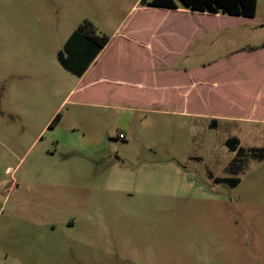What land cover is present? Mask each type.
<instances>
[{
    "label": "rangeland",
    "instance_id": "obj_1",
    "mask_svg": "<svg viewBox=\"0 0 264 264\" xmlns=\"http://www.w3.org/2000/svg\"><path fill=\"white\" fill-rule=\"evenodd\" d=\"M150 1L0 0V264H264V84L250 85L238 61L206 71L258 48L241 60L264 79V0L252 19L166 14ZM84 22L111 53L125 24L145 26L150 46L129 49L150 61L153 85L208 77L215 103L244 112L166 108L177 91L148 106L78 97L58 53ZM164 50L186 51L173 74L152 68Z\"/></svg>",
    "mask_w": 264,
    "mask_h": 264
},
{
    "label": "crops",
    "instance_id": "obj_2",
    "mask_svg": "<svg viewBox=\"0 0 264 264\" xmlns=\"http://www.w3.org/2000/svg\"><path fill=\"white\" fill-rule=\"evenodd\" d=\"M161 11H165L166 14L171 11L189 13V11H186L180 7L172 10L163 9ZM194 14H199V13H194ZM212 16L217 17V15H212ZM118 29L119 27L116 29V31H118ZM144 29L145 26H139L137 30L138 31L140 30V33L132 30L130 32H127L128 33L127 35L126 34L124 35L121 34V28H120V31L117 34H114V36L115 35L118 36L115 42L116 53L109 52L110 49L107 52L106 50L108 49L109 45L106 46L97 56L96 60L94 61V65L92 64L82 77L80 78L76 77L77 79L80 80L79 83L81 84L83 81H89L88 83H86L87 85L83 88L93 87L95 91L102 94L104 99L109 97L115 103L130 102L131 101L130 98L126 97V95H124V92L129 91V89H133L136 92H140V93L143 92L145 94H149L142 101L134 102L135 105H144V106L158 102L160 103V101L154 99L155 96H151L150 94L156 93L157 95V92H160V90H162L164 93L169 91H173V92L177 91L178 103L172 102L171 100H163L162 104H164L168 108H172L174 105L176 107L177 105L176 108L182 109L184 112H186L185 114H188L187 113L188 109H192V110L197 109L199 105V95L201 91H202L201 93L202 98H204V94H207L208 96H210L209 97L210 100H212L214 103L213 90L212 88H210V86H214L215 83L209 81L211 79H209L208 77L206 79H202L201 81H197L196 77H195L196 81H193L192 78L190 80L189 85H184V84L174 85L173 83H169V84L166 83L165 85L159 84L160 87H157L151 83L149 78H147V76L149 77L150 75L146 74V70L149 69L147 63H149L150 61L147 60L145 56L141 54L130 53V49H129V46L130 47L143 46L144 48L150 46L147 40L139 35V34H143L141 30ZM184 52L186 51L179 50L175 54H167V51L164 50V53H160L159 60H157V62H155L156 60L152 62L153 70L156 67L154 70L156 72L173 74L172 72L173 70H170L169 68L171 65H173V63L175 64L177 61L182 59V54ZM255 53L256 52L248 53L243 50L237 51L233 53L232 56L230 55L229 57H223L209 62L206 71L212 70L211 73H213L216 70H220L228 67V65L232 61L242 62L244 64V65H240V67L243 66L242 72L250 76L251 84L256 85L258 83L257 78L259 76V73L256 74L255 76H252V73L255 74L257 69V64L255 63L249 64L251 69L247 72L245 68V61L241 60L243 58L251 57ZM262 59H264V55H262L261 60ZM194 70H198V66L183 68L177 71L187 76L189 72L192 75L193 73L192 71ZM199 83H202V85H199ZM79 89L80 87L78 88V90ZM212 106L214 105L212 104ZM208 116L212 118H226L224 116H219V117L211 116V115Z\"/></svg>",
    "mask_w": 264,
    "mask_h": 264
},
{
    "label": "trees",
    "instance_id": "obj_3",
    "mask_svg": "<svg viewBox=\"0 0 264 264\" xmlns=\"http://www.w3.org/2000/svg\"><path fill=\"white\" fill-rule=\"evenodd\" d=\"M180 3V5L178 4ZM143 6L148 8H157L159 10H172L177 8H182L189 13H199V14H207V15H226L229 17H237L243 19H252L256 14V6L257 0H151L150 2L144 4ZM121 30V34H128V27L126 24ZM109 38L106 35H97L96 30L91 26L90 23L84 22L79 25L78 30L74 31L67 41L64 43L63 52L58 53V62L62 68L66 71H69L75 77H82L87 69L93 64L96 60L97 56L100 52L108 46L107 52L110 49V45L113 42L109 43ZM260 48H264L261 46ZM258 48H249L246 51L248 53L257 52ZM89 81H83L80 89L78 90L77 96H89V97H101L102 94L95 91L93 87L83 88L85 87ZM264 84V79H261L256 85L260 87ZM253 85V84H250ZM129 91L124 92L126 97L130 98V102H121L115 103L111 99H108L109 104L112 105H135L134 102L138 100H143L149 94L140 93L134 91L136 93L135 96H129ZM122 95V94H120ZM207 95V94H206ZM79 97V96H78ZM210 96L202 98L199 100V105L197 109L192 110L188 109L189 112H206V110L201 107H206L209 115L211 116H238L239 113L236 111L239 110L244 112L246 104L241 105H228L224 102L222 98L218 99V101L213 103L209 98ZM200 99V95H199ZM107 99H105L106 101ZM161 103V100H158ZM159 103V102H158ZM205 104V105H204ZM212 104L214 106H212ZM148 106V105H147ZM165 106V105H164ZM166 107V106H165ZM224 107V108H222ZM236 107V109H235ZM168 108V107H166ZM170 109V108H168ZM177 109V108H176ZM58 121V117H56L53 122L49 125V128L54 127V124ZM232 150L236 151L238 149V141L236 139H230L227 142ZM240 151V149H239Z\"/></svg>",
    "mask_w": 264,
    "mask_h": 264
},
{
    "label": "built area",
    "instance_id": "obj_4",
    "mask_svg": "<svg viewBox=\"0 0 264 264\" xmlns=\"http://www.w3.org/2000/svg\"><path fill=\"white\" fill-rule=\"evenodd\" d=\"M118 138L122 140V139H124V136H123L122 134H120V135L118 136Z\"/></svg>",
    "mask_w": 264,
    "mask_h": 264
}]
</instances>
